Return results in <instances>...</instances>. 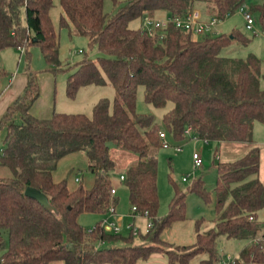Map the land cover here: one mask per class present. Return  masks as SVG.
<instances>
[{"label": "trees", "instance_id": "16d2710c", "mask_svg": "<svg viewBox=\"0 0 264 264\" xmlns=\"http://www.w3.org/2000/svg\"><path fill=\"white\" fill-rule=\"evenodd\" d=\"M104 2L60 0L64 12L60 24H72L98 50L96 60L85 58L75 65L68 78V96L74 98L81 87L103 85L106 74L118 94L114 104L100 100L92 117L54 112L50 118H37L31 109L40 98V88L28 67L23 93L0 120V130L6 129L0 167L12 172L11 177H0L1 264H50L55 260L65 264H138L159 253L167 255L169 264H189L201 254L208 256L203 264H214L220 260L219 235L247 242L234 264H264V240L254 242L257 237L264 238V220H259V213L264 212L260 150L253 148L233 163H218L216 229L198 232L193 245L164 250L160 246L166 243L160 237L162 231L186 219V193L176 190L168 214L157 217L156 153L163 147L162 130L152 116L136 111L138 90L143 87L145 100L154 107L173 104L163 124L177 141L185 139L191 127L192 136L200 140L252 143L254 123L264 124L262 61L253 54L245 59L221 54L233 40L248 42L237 33L206 34L194 40L192 32L174 25L158 30L153 37L141 28L129 27L131 21H143L161 11L183 16L200 3L204 4V18L223 21L244 0H128L111 17L104 12ZM52 8L53 0H0V52L23 49L29 66V49L39 45L48 68L52 72L62 69ZM249 9L264 24V0ZM7 77L0 64V97ZM114 150L134 158L120 174L125 176L121 182L128 187L131 205L149 212L153 220L151 230L141 231L137 241L131 232L128 237L106 232L101 221L91 230L79 222L83 213L106 215L110 206L118 203L111 194L117 167ZM76 152L87 157L94 175L90 188L80 184L70 189L67 180H54L61 159ZM28 187L44 193L51 208L28 197ZM191 190L210 200L201 179Z\"/></svg>", "mask_w": 264, "mask_h": 264}, {"label": "rangeland", "instance_id": "374dc122", "mask_svg": "<svg viewBox=\"0 0 264 264\" xmlns=\"http://www.w3.org/2000/svg\"><path fill=\"white\" fill-rule=\"evenodd\" d=\"M127 1L116 0L115 2L114 0H105L104 12L111 17ZM262 1L244 0L243 5L249 8L250 5L259 4ZM196 9L203 11L204 4L200 3ZM161 12H157L154 16H159ZM252 14L256 18V30L261 32L264 24L259 21L256 13ZM62 16H64V12L60 0H53L50 17L60 41L59 58L62 69L52 72L48 68L39 45L31 46L29 49V66L25 53L22 55L16 48H10L5 50L8 58V66L5 65L4 68L7 70L8 77L4 79V83L6 86L10 80L8 78L15 75V87H18V82L21 78L25 80L26 72L28 71V67H30L36 76L40 88V97L43 96V99H45L46 95H50L47 94L50 87L53 90L52 95H57V112L85 114L92 117L95 104L102 99H107L113 105L118 94L109 81V78L104 74L106 82L103 85L92 84L81 87L74 98L68 96V78L75 71V65L85 58L96 60L98 50L89 43V40L85 36L80 35L72 24L62 27L60 24ZM22 20L25 23L24 16ZM129 27L133 29L141 28L142 20L136 19L131 21ZM215 31L230 36L233 33H237L248 41L245 44L239 39L233 40L229 46L222 50L221 54L226 57L242 59L247 58L250 54L257 56L262 61L261 87L264 89V35L260 33L254 34L246 28L243 13L239 9L230 17L220 21L215 27L214 33H212L213 35L216 34ZM192 38L198 40L201 36L192 34ZM80 50L83 53H79ZM172 106V103H168L165 108L154 107L145 100L144 88H139L137 94V113L152 116L154 123L161 127L162 132L166 133L167 142L170 145L168 148H160L156 153L158 160L157 183L159 192L157 217L163 218L168 214L169 206L176 190L186 193V219L174 222L170 227L165 228L160 235L161 239L166 242L161 243L160 246L164 250L176 251L177 246L195 244L197 242L198 232L204 233L210 229H216L215 188L218 180V163H233L247 155L253 148H258L260 150V177L264 184V124L259 121L254 123L252 143L206 141L192 139L189 136H186L181 141H177L174 135L167 131L163 124V117ZM5 136L6 129L3 128L0 130V151L2 145H4L3 140ZM178 147L181 148L180 151L177 150ZM195 153L202 160L200 167H195L193 159ZM112 154L117 163L115 176L113 177L114 189L116 190L115 197L118 201L115 206L117 216L114 220L117 221L118 225H122V236L128 237L130 231L127 229V225L133 223L134 220L129 217L132 209L129 190L120 181V174L134 162V158L130 154L120 150H114ZM11 176L12 172L10 169L0 167V177ZM63 179L67 180L70 189H75L80 184H83L87 188L93 185L94 175L89 171L88 160L84 152H76L61 159L54 172V180L59 182ZM77 179L80 181L77 182ZM199 179L206 186L210 196L209 201H206L197 192L191 190L193 184ZM121 217L124 218L119 221ZM104 219L105 215L88 212L80 215L79 222L84 229L91 230L99 221ZM259 220H264V212L259 213ZM135 223L145 232L149 220L138 218ZM134 237L136 241L139 240V234L134 235ZM7 240L8 238L5 236L6 243ZM246 244L247 242L244 240L228 239L224 235H219L218 252L220 260L214 264H229V257L240 258V253ZM207 257L206 254L198 255L189 264H203V260L207 259ZM50 264H65V262L63 260H55ZM138 264H169V259L166 254L159 253L151 256L149 259L139 261Z\"/></svg>", "mask_w": 264, "mask_h": 264}, {"label": "built area", "instance_id": "2783aa9c", "mask_svg": "<svg viewBox=\"0 0 264 264\" xmlns=\"http://www.w3.org/2000/svg\"><path fill=\"white\" fill-rule=\"evenodd\" d=\"M246 6L242 5L239 10L243 13V17L245 19L246 28L250 31H252L254 34H261L264 35V27L261 32L256 30V18L253 16L252 12L249 8L246 10ZM221 20L216 17H210L208 19L204 18L202 12L200 10L194 9L188 13H186L183 16H167L165 18H159L156 16H146L143 18L142 21V31H145L149 34V36H156V33L158 30H165L168 28L169 25H174L175 27L187 31L192 32L193 34H196L198 36H203L206 34H212L214 33L215 27L219 24ZM216 32V31H215ZM218 33V32H216ZM21 52H24L23 49H21ZM81 53V51H79ZM185 134L189 136L192 139H198L194 136H192V128L188 127ZM160 138L162 141V146L165 148H168L170 145L167 142V136L165 132H160ZM178 151L181 150L180 147L177 148ZM195 167H200L202 165V160L200 156L195 153L193 155ZM125 179L124 175H120V181H123ZM77 182L79 179L76 180ZM186 181V179H184ZM112 196L116 195V190L112 189L111 192ZM117 216L116 214V208L114 205L110 206L108 209L107 214L105 215V219L101 221L102 228L109 233L113 234H121L123 231L122 225H118L117 221L114 220V218ZM129 217L134 220L133 223L127 225V229L133 233L134 235L139 234L142 229L140 226H138L135 221L138 218H144L148 219L149 223L145 229V232H149L151 228L153 227V220L151 219L149 212H140L136 206H132L131 213L129 214ZM124 217L119 218V221L123 220ZM251 221H254V218L251 217ZM264 240L263 237H257L254 239V242H258ZM103 243L100 242L99 245H102ZM1 264V262H0ZM229 264H234V258L229 257Z\"/></svg>", "mask_w": 264, "mask_h": 264}, {"label": "crops", "instance_id": "0c3cea01", "mask_svg": "<svg viewBox=\"0 0 264 264\" xmlns=\"http://www.w3.org/2000/svg\"><path fill=\"white\" fill-rule=\"evenodd\" d=\"M167 16H169L168 13L161 12L159 14V16H156V17L165 18ZM8 49H10V48H8ZM8 49H5V50H8ZM5 50L0 52V56L2 54V56L0 57V59H1L0 64L3 68L5 67V65L8 66V58H7V53ZM5 71L7 72L6 69H5ZM27 73L28 72H26L25 80L23 78H21L20 81L18 82V87H15V78H16L15 75L8 78L10 80L8 81V84L6 86L4 83L5 80L3 81V93L0 97V120L4 116L7 108L23 93V91L27 85ZM52 91L53 90L50 87V89L47 93V94H50V95H48L49 97L46 95V98L44 97L45 99H43V96H41L33 104L32 109H31V113L35 117L40 118V119H47V118H50L54 112L58 111L57 107H56L57 95L56 94L52 95ZM3 148H4V145H2L0 153L2 152ZM260 179H261V177H260Z\"/></svg>", "mask_w": 264, "mask_h": 264}, {"label": "water", "instance_id": "95a60500", "mask_svg": "<svg viewBox=\"0 0 264 264\" xmlns=\"http://www.w3.org/2000/svg\"><path fill=\"white\" fill-rule=\"evenodd\" d=\"M25 193L28 197L38 201L45 208L47 209L51 208L48 197L44 193H42L40 190L33 188V187H28Z\"/></svg>", "mask_w": 264, "mask_h": 264}]
</instances>
